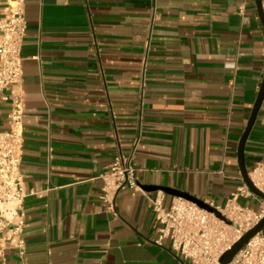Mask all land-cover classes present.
<instances>
[{"label": "crops", "instance_id": "0c3cea01", "mask_svg": "<svg viewBox=\"0 0 264 264\" xmlns=\"http://www.w3.org/2000/svg\"><path fill=\"white\" fill-rule=\"evenodd\" d=\"M25 13L22 75L0 92V132L13 97L24 103L25 254L6 249L0 264H191L156 242L148 185L264 207L238 192V145L264 77L256 0H25ZM132 151L139 188L110 210L100 175ZM261 160L264 101L248 173Z\"/></svg>", "mask_w": 264, "mask_h": 264}, {"label": "built area", "instance_id": "2783aa9c", "mask_svg": "<svg viewBox=\"0 0 264 264\" xmlns=\"http://www.w3.org/2000/svg\"><path fill=\"white\" fill-rule=\"evenodd\" d=\"M264 10V0H262ZM10 17L0 20V92L11 87L22 75V48L28 23L25 0L9 3ZM245 5L239 7L244 15ZM156 17L155 8L152 20ZM233 68L236 64L232 63ZM9 129L0 132V255L6 249H16L22 260L25 241L22 237L27 196L21 171L24 144V103L21 95L13 97L8 115ZM131 153H118L110 169L101 174V199L107 208L115 210V199L121 190L139 188ZM253 184L264 193V160L256 162L249 172ZM245 197L254 196L247 186L239 189ZM165 193L161 190L149 198L150 207L158 221L156 242L170 241L171 249L191 264H219V258L264 216V207L257 212L236 202L237 193L223 207L215 206L229 222L217 217L197 203L175 196L169 207L164 206ZM207 203V202H206ZM23 264V263H20ZM230 264H264V234L257 233L247 242Z\"/></svg>", "mask_w": 264, "mask_h": 264}, {"label": "water", "instance_id": "95a60500", "mask_svg": "<svg viewBox=\"0 0 264 264\" xmlns=\"http://www.w3.org/2000/svg\"><path fill=\"white\" fill-rule=\"evenodd\" d=\"M257 5V11L259 15V19L264 27V10L262 6V0H256ZM264 101V77L263 81L260 87V90L258 92L257 98L255 100V103L252 108L251 115L249 117V120L247 122L246 128L242 134V137L240 139L239 145H238V165L242 174L243 181L245 185L248 187V189L255 194L256 196L260 197L264 200V193L260 191L251 181L248 173V169L245 164V146L247 139L252 131V128L257 120V116L259 114V111L261 109L262 103ZM148 191H155V190H163L167 194H172L175 196H181L186 199H189L195 203H197L200 207L213 212L217 217L225 220L226 222H229L228 219H226L225 216H223L216 208L210 206L205 201L189 194L186 192L178 191L176 189L167 188V187H159V186H152L148 185L144 187ZM264 230V216L261 219V221L250 231H248L240 240H238L228 251H226L218 260L219 264H230L233 260V258L240 252V250L244 247V245L249 242L257 233L263 232Z\"/></svg>", "mask_w": 264, "mask_h": 264}]
</instances>
